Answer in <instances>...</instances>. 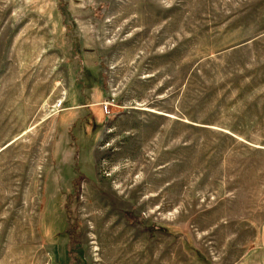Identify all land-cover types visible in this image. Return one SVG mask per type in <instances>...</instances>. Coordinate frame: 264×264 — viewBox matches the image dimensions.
Here are the masks:
<instances>
[{"label":"rangeland","instance_id":"374dc122","mask_svg":"<svg viewBox=\"0 0 264 264\" xmlns=\"http://www.w3.org/2000/svg\"><path fill=\"white\" fill-rule=\"evenodd\" d=\"M262 248L264 0H0V264Z\"/></svg>","mask_w":264,"mask_h":264},{"label":"crops","instance_id":"0c3cea01","mask_svg":"<svg viewBox=\"0 0 264 264\" xmlns=\"http://www.w3.org/2000/svg\"><path fill=\"white\" fill-rule=\"evenodd\" d=\"M245 264H264V248L252 252Z\"/></svg>","mask_w":264,"mask_h":264},{"label":"bare ground","instance_id":"6f19581e","mask_svg":"<svg viewBox=\"0 0 264 264\" xmlns=\"http://www.w3.org/2000/svg\"><path fill=\"white\" fill-rule=\"evenodd\" d=\"M103 216H104V218H105L104 212H103ZM104 234H105V235H106V234H109V232H108V228H107V230L105 231Z\"/></svg>","mask_w":264,"mask_h":264}]
</instances>
